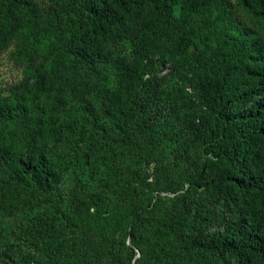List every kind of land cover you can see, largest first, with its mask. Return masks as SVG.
<instances>
[{
    "label": "trees",
    "instance_id": "1",
    "mask_svg": "<svg viewBox=\"0 0 264 264\" xmlns=\"http://www.w3.org/2000/svg\"><path fill=\"white\" fill-rule=\"evenodd\" d=\"M239 2L264 24V0ZM18 4L7 1L9 19L16 17ZM25 4L37 21L36 6ZM145 9L148 16L141 27L145 46L156 47L175 36L192 74V89L207 112L196 136L197 154L205 157L227 210L215 209L209 195L192 200V221L178 213L166 217L165 211L157 217L152 212L158 203L141 200L133 183L114 191L97 182L93 171L99 172V156L81 147V138L89 132L97 136L114 132L119 139H94L96 146L112 152L119 145L145 148L141 132L130 134L129 121L141 112L149 62L140 61L128 91L114 94L98 112L102 120L93 117L89 123L72 118L64 93L51 94L42 71L33 83L0 93V262L10 264L20 254L28 258L17 246L21 239L29 243V252L42 254L50 264H123L121 257L131 262L138 252L134 264H217L209 257L203 263L202 253L232 252L237 264H254L264 257V36L239 15L231 0H136L134 9L122 14L138 19L145 16ZM118 19L87 2L85 18L62 39L61 48L93 68L104 55L91 45L90 35L107 31ZM185 177L191 186L197 184L194 171ZM67 178L73 186L67 185ZM34 198L39 207L30 211ZM173 203L181 204V195ZM111 205L120 207V215L116 228L105 231L102 213ZM201 223L211 227L203 237L185 233L189 227L201 229ZM48 230L54 236L62 232L67 243L54 239L53 247L47 245Z\"/></svg>",
    "mask_w": 264,
    "mask_h": 264
},
{
    "label": "rangeland",
    "instance_id": "2",
    "mask_svg": "<svg viewBox=\"0 0 264 264\" xmlns=\"http://www.w3.org/2000/svg\"><path fill=\"white\" fill-rule=\"evenodd\" d=\"M7 1L0 0V93L8 94L13 89H21L26 83H33L35 76L43 71L47 90L51 94L63 92L72 118L77 117L89 123L93 117L101 119L98 112L108 106L114 94L128 91L132 85L131 74L138 63L142 60L149 62L140 100L141 112L134 114L129 121L130 134L141 132L145 148L130 150L119 145L112 152L103 147L99 140L97 143L102 146H96L94 139H119V134L114 132L110 136H97L89 132L81 138L83 142L79 145L87 146L99 156V172L92 170L99 177L96 178L97 182L105 183L114 191L133 183L139 190L137 195L141 200L146 202L152 199L158 203V208L152 212L157 217L166 214V217H170L169 214L178 213L183 215L186 222L192 221V200L207 199L209 195L215 209L227 210L222 194L214 188L205 157L199 158L197 154L196 136L207 119V112L194 94L192 74L181 57V48L177 46L175 36L166 38L156 47L145 46L141 27L148 11L145 9V16L138 19L131 18L130 14H122L134 9L136 0H18L14 19L7 17ZM25 1L36 6L40 16L37 21L27 12ZM231 1L239 15L264 36L263 21L252 17L239 0ZM87 2L95 10H103V13L119 18L107 31L90 35L91 45L102 49L104 55L93 68L75 61L61 48L72 27L85 18ZM201 45L211 49L204 39H201ZM189 171H194V176H197L194 186L185 177ZM67 185L73 186L74 182L67 178ZM171 187L176 190H167ZM78 195L83 197L81 191H78ZM178 195H181V204H174L173 198ZM84 200L87 201V198ZM31 203L34 206L30 207V211L38 209L35 198ZM233 212L234 218L236 210ZM119 215L120 207L116 205H111L102 213L105 231L109 227L116 228ZM200 227L198 230L186 228L185 233L203 237L211 230L210 226L203 223ZM25 233L23 236L26 237ZM54 239L67 243L62 232L54 236L48 230L44 237L45 243L53 247ZM28 244L24 239L17 244L28 253V258L20 254L19 258L12 257L10 264H50L42 254L29 252ZM115 244L118 246L117 252L122 253L121 241L115 240ZM19 250L20 247L16 251ZM31 253L35 254L30 257ZM140 255L138 252L131 262L124 257L120 260L123 264H134ZM208 257V261L217 264H237L232 252L218 256L202 253L201 261L205 259L202 261L205 263ZM254 264H264V257Z\"/></svg>",
    "mask_w": 264,
    "mask_h": 264
}]
</instances>
